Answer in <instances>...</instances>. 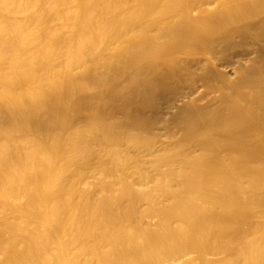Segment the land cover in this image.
Listing matches in <instances>:
<instances>
[{
    "label": "bare ground",
    "instance_id": "6f19581e",
    "mask_svg": "<svg viewBox=\"0 0 264 264\" xmlns=\"http://www.w3.org/2000/svg\"><path fill=\"white\" fill-rule=\"evenodd\" d=\"M137 3L126 29L129 0H0V203L13 212L0 264H187L202 243L231 252L264 236V0ZM75 124L114 158L124 136L167 134L161 179L177 187L143 193L102 159L88 181ZM196 137L199 156L180 154ZM137 196L145 209L131 205ZM261 242L242 243L233 264H264Z\"/></svg>",
    "mask_w": 264,
    "mask_h": 264
},
{
    "label": "rangeland",
    "instance_id": "374dc122",
    "mask_svg": "<svg viewBox=\"0 0 264 264\" xmlns=\"http://www.w3.org/2000/svg\"><path fill=\"white\" fill-rule=\"evenodd\" d=\"M130 1V6L128 7V9H130V10H128L127 9V12L129 11V13L127 14V12H126V8H122L123 9V12H125L127 15H124V19L126 20L124 23H125V25H124V27L126 28V29H129L130 28V26H131V24H133V22H135V20L134 19H136V18H139V19H136V21L137 20H140V16H141V12L139 13L138 11H140L139 10V8H138V3H137V0H129ZM29 6H27V8H28ZM26 7H24V9H25ZM26 8V9H27ZM101 8H104V7H100L99 9H97V11H96V14H95V16L98 14V16H96L97 18L99 17V18H101V17H103L102 16V9ZM106 8V7H105ZM108 8V7H107ZM10 9H12V11H13V8H10ZM25 9V10H26ZM111 9V8H110ZM121 9V10H122ZM19 10V9H18ZM22 10H23V8H22ZM101 10V11H100ZM108 11L106 12V13H108L109 12V9H107ZM119 10V9H118ZM117 10V11H118ZM121 10L120 11H118L119 13H121ZM15 12H17L16 10H14ZM98 11H100V12H98ZM106 13H103V14H106ZM125 13H121V14H125ZM140 14V15H139ZM132 15H135L134 17L135 18H133V16ZM130 16V17H129ZM95 17V18H96ZM19 18V17H18ZM133 18V19H132ZM93 19H94V16H93ZM97 20V19H96ZM96 20H94V23H95V21ZM56 21V20H55ZM58 21V20H57ZM60 21V20H59ZM19 22V21H18ZM44 23V25L46 24L45 23V20H43V21H41V23L39 22V24L41 25H43V23ZM131 22V23H130ZM55 23V22H54ZM56 23H58V22H56ZM62 23V21L59 23V24H61ZM127 23H130V26L127 24ZM53 26H54V24H52ZM64 25V24H63ZM62 25V26H63ZM95 25V24H94ZM93 25V26H94ZM136 25V24H135ZM134 25V26H135ZM52 26V27H53ZM58 26L59 27H61L60 25H56V27L58 28ZM93 26H92V28H93ZM134 26H132V28L134 27ZM55 27V26H54ZM137 26H135L134 28L136 29V30H138L137 28H136ZM125 29V30H126ZM93 30V29H92ZM111 31V32H110ZM110 31L108 30V32L107 33H109L108 35H110V34H112L113 33V30H111L110 29ZM81 35H84L83 33L81 34ZM65 38L63 37L61 40H59L58 41V43H60V42H62V43H60V46L61 47H64V42H65V44L68 42V38L65 40ZM94 40V39H93ZM92 40V42L90 41V44H89V42L87 43L88 45H90V47H94L95 48V41H93ZM39 42V44H41V40H39L38 41ZM92 43V44H91ZM94 43V44H93ZM14 44V43H13ZM43 44V43H42ZM41 44V45H42ZM101 44H102V42H101ZM109 43H105L104 45H106V46H109L108 45ZM10 45V44H9ZM8 45V46H9ZM12 45V44H11ZM59 45V44H58ZM94 45V46H93ZM15 46V45H14ZM14 46H10L11 47V49H13L12 47H14ZM105 46V47H106ZM9 47V48H10ZM86 47H88V46H86ZM105 47H103V45H101V47H100V50H99V52H98V54L99 53H101L102 52V48H105ZM14 48H16V47H14ZM102 49V50H101ZM95 53H96V51H94V53H93V55H95ZM20 55V54H19ZM19 55H17L16 57H18ZM32 53H29V51L28 50H25L23 53H22V56L24 57V60H31L32 59ZM97 55V54H96ZM95 55V56H96ZM22 56L20 57H18L17 59H21L22 58ZM95 56H93V57H95ZM97 56H99V55H97ZM90 57V56H89ZM88 57V58H89ZM90 58H92V57H90ZM23 59V58H22ZM6 60H7V58H5L3 61H4V64H7L6 63ZM9 61V59L7 60V62ZM43 61V62H42ZM44 61L45 60H41V64L42 63H44ZM58 62V61H57ZM62 63V59H61V61H59L57 64H59V63ZM208 97H210V96H208ZM208 98H206V99H203V100H207ZM199 101V103L200 104H202V102H205V101ZM81 115V114H80ZM79 115V116H80ZM82 116L84 117L83 119V124L84 123H86L85 122V120H87L86 118H89V115L87 114V113H83L82 115H81V118H82ZM121 118V117H120ZM89 120V119H88ZM81 125V124H80ZM74 128H72L71 127V129L70 130H76V128H77V130H76V132H77V134H79V136H80V139H81V141L82 142H80L79 144L81 145L80 146V150H81V155H80V153H79V155H77V158L78 157H82V158H80V159H83L84 157L83 156H85V158H88V159H90L89 160V162H88V164L90 165H88V169L87 170H89V171H87V173H86V178H88V181H92V174H93V171L95 170L94 168H96L99 164V162H101V161H99V160H101L102 159V162L104 163V162H106V165L107 166H117V167H119L120 169H122V170H124V171H127L128 172V175H129V178H130V181L132 182V183H134V184H137V185H139V186H142L143 188H142V192L144 193H151V192H153V189H155V185L157 184V183H163L164 182V184H167V185H169L170 187H173V188H176L177 187V184H178V181L174 178V180H171V181H167L166 182V180H163V179H161V173L164 171V170H166V167L167 166H164V163H163V159L166 157V156H169V155H172V150H174L173 148V144H175L174 143V141H170L169 140V137H168V135L167 134H164L163 132H154V133H142V134H140V133H138V132H134V133H132V134H130L129 136H124V137H122V139H121V146L119 147V149H118V151H117V153H118V155L114 158V157H111V155L109 154V152H108V150H106V149H104L103 147H101V145L96 141V140H92V139H89L88 137H87V133H86V130L85 129H81V128H79L80 126L78 125V124H75V125H72ZM76 126H78V127H76ZM79 129H80V131H79ZM203 131V134L204 135H208L209 137L210 136H212L213 134H214V132L213 131H211V130H202ZM70 132V131H69ZM69 132L68 133H66V134H64V136H65V138L66 137H69V136H71V135H69ZM74 133H75V131H74ZM202 133V132H201ZM70 134H73V132H70ZM76 134V133H75ZM140 134V135H139ZM179 134V133H178ZM177 135V134H176ZM181 135H183L182 133H181ZM180 134L179 135H177L178 136V140H180L181 138H182V136H181ZM82 136V137H81ZM134 136V137H133ZM176 136V137H177ZM181 136V137H180ZM136 137H140V139L138 140V141H136L137 139H136ZM64 137H63V139H65ZM88 138V139H87ZM182 140V139H181ZM198 140H199V138L198 137H196V138H194L193 139V141H190V142H183V143H181V145H179L180 146V148H179V153L180 154H182V155H189L188 157H196V156H199V153L198 152H196V150H194L195 148H193L192 147V143H195V142H198ZM170 142H173V143H170ZM186 143V144H185ZM170 144V145H169ZM190 144V145H189ZM175 146V145H174ZM101 147V148H100ZM83 148H84V150H86V151H84L83 150ZM191 148V149H190ZM83 151V152H82ZM88 151V152H87ZM83 153V154H82ZM89 154V155H88ZM97 154H98V156H97ZM88 157H87V156ZM100 155V156H99ZM102 155V156H101ZM98 158V159H97ZM79 159V160H80ZM87 159V160H88ZM114 159V160H113ZM115 161V163H113ZM264 161H262V167H264V163H263ZM112 163V164H111ZM176 163V162H175ZM173 164L171 167L174 169L175 167H177V166H175L176 164ZM98 164V165H97ZM97 165V166H96ZM119 165V166H118ZM96 166V167H95ZM170 167V168H171ZM92 168V169H91ZM92 171H91V170ZM94 169V170H93ZM126 172V173H127ZM133 172V173H132ZM137 172V173H136ZM140 173V174H139ZM134 174V175H133ZM90 176H92L91 178H90ZM85 178V181H87V179ZM161 179V180H160ZM157 180H160V181H157ZM243 188L246 190V191H249L250 189H249V187L247 186V183H248V178L247 177H244L243 178ZM14 187H18V185L17 186H14ZM91 187V188H90ZM209 187V188H208ZM89 190H90V193H89V196H90V199H91V201H92V203L94 202V201H96L97 200V197H98V195L96 196V193H97V188L93 185V186H89V187H87ZM202 190V193H203V196L201 195V192H199L200 193V195L202 196V197H204V195L206 196V195H208V194H210V192H211V187L209 186V185H205L204 186V188L203 189H201ZM205 190V191H204ZM204 191V192H203ZM207 192V193H206ZM7 193V192H6ZM6 193H5V196H6V198H7V195H6ZM142 194V193H141ZM246 194H247V192H246ZM160 197V198H159ZM168 195H164V194H162V195H159L158 196V200L156 199L155 200V202H153L155 205H158V204H160V203H166L167 202V200H168ZM128 199L127 200H122V202L124 203V204H127V203H131L130 201H128ZM260 203H264V200H261V202ZM131 205H133V206H135V208L137 209V210H142V209H145L146 208V206H147V201L145 200V198H142V197H136L135 198V201H134V203H133V201H132V203H131ZM0 213L2 214L1 215V220H0V225H1V227L3 228L4 226L6 227V223H8V221H11L12 220V216H13V212H12V209H10L9 207H7V206H5L4 204H1L0 203ZM3 216V217H2ZM133 221H135L136 223L138 222L139 224H142V225H144L145 227H150L151 225H153L155 222H156V220L155 219H151V218H144V219H140V218H138L137 216H134L133 217ZM252 223V225H254V224H256L257 223V220H254V221H252L251 222ZM4 227V228H5ZM255 238V239H254ZM252 237V239H249V240H246L245 241V243L247 242V245L248 244H255V243H262L261 241H262V239H263V241H264V236H256V237ZM260 239V240H259ZM89 240H91V239H87V241H89ZM249 241V242H248ZM91 241H89V243H90ZM242 243H244V242H242ZM241 243V244H242ZM244 243V244H245ZM241 244L238 246V251H237V248H236V252H239V250H241L240 248H242V246H241ZM263 244V243H262ZM247 245L245 244V246H246V248H247ZM202 247H203V249H202V251L200 250V249H196V252H195V249H192V250H190V249H187V264H227L228 262H230V264H233L234 263V258H235V256L234 255H236V253H235V251H231L230 252V250H229V252H228V250L227 251H225V252H219L220 250H218V249H211L210 247H209V245L208 244H205V243H202V245H201ZM245 246L243 247L244 249H242L243 251L246 249L245 248ZM248 246H250V245H248ZM247 250V249H246ZM191 251V252H190ZM190 252V253H189ZM141 253V252H140ZM189 253V254H188ZM230 254V255H229ZM229 255V256H228ZM234 256V257H233ZM237 259V258H236ZM233 260V261H232Z\"/></svg>",
    "mask_w": 264,
    "mask_h": 264
}]
</instances>
